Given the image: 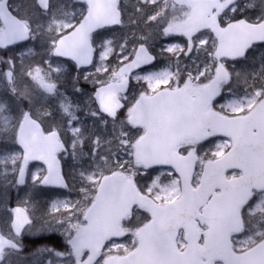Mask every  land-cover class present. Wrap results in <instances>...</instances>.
I'll list each match as a JSON object with an SVG mask.
<instances>
[{"label": "snow or ice", "instance_id": "6c2138e0", "mask_svg": "<svg viewBox=\"0 0 264 264\" xmlns=\"http://www.w3.org/2000/svg\"><path fill=\"white\" fill-rule=\"evenodd\" d=\"M0 66V177L81 194L6 208L0 264H264V0H0Z\"/></svg>", "mask_w": 264, "mask_h": 264}, {"label": "rangeland", "instance_id": "374dc122", "mask_svg": "<svg viewBox=\"0 0 264 264\" xmlns=\"http://www.w3.org/2000/svg\"><path fill=\"white\" fill-rule=\"evenodd\" d=\"M122 3L127 4L128 5V11L131 12L133 10V5L136 4V0H122ZM120 34H121L120 32H117L116 36L119 37ZM29 47H31V45H29ZM21 51L27 52V48L21 49ZM37 51H41V50H37ZM17 55H19V53H17ZM31 62L32 63H39V64L43 63L41 56H37L35 58V60H32ZM0 67H2V66H0ZM65 68L67 69L68 65H65ZM77 76H78V73L72 72L71 73V82H70V77L68 75V72L66 71L65 74L61 77V79L57 80L56 83L60 87L62 92H66V93L71 94L72 92L75 91L73 89V84L77 83L76 82V77ZM25 83H31V82L30 81H25ZM78 83L82 84L85 87H88V92L82 90V91H80V93L77 94V96L75 98L78 101H87L88 100V95H90L89 91H90V89L92 90L93 85L91 83H89V82H86V81L82 80V79H80ZM89 124H91L90 121H89ZM65 164L67 165V170L69 169V166H71V171H73L74 173L76 171H78V169L75 167V164H76L75 161L68 159V160L65 161ZM5 189H7V205L5 207L3 204H0V209H2V211H0V215H1V218L3 219L4 223L7 224L9 213L6 210V208L10 209L9 203L11 201L12 202L16 201L17 203H19L21 200L26 198V195L28 193L27 191L29 189H31L30 181H29V184L25 185V188H20L19 189V187H14L13 186V182H12V178L11 177L8 178L7 182H5L2 177H0V193H3L5 191ZM13 189L16 190V193H15L16 196L14 197L15 198L14 200H11L10 197H12V195H13V193L11 191ZM73 192L75 193L74 197H72L71 194H69V195H65L64 197L57 198L53 202L58 201V200H65V199H71V200L80 199L81 194L79 193L78 189L73 190ZM8 194H10V195H8ZM32 204L34 206L33 210L37 211L38 215L47 216V214L51 210V206L49 208H43V207L41 208L38 205V202L36 200L35 201L32 200ZM53 214L54 215H59V213H53ZM35 252H36L35 249L32 250V253H31V251H29V254L31 255V259L28 260V261H27L26 257L23 258V257L19 256L17 258V260H20V262L18 264H23L24 262H26L25 264H36L37 260L42 261L43 264H46L47 260L53 259V257L47 256V254L42 255V256H37V255H35ZM26 253H28V251H26ZM13 258H14V256L10 257L9 260H11Z\"/></svg>", "mask_w": 264, "mask_h": 264}, {"label": "trees", "instance_id": "16d2710c", "mask_svg": "<svg viewBox=\"0 0 264 264\" xmlns=\"http://www.w3.org/2000/svg\"><path fill=\"white\" fill-rule=\"evenodd\" d=\"M75 189H78V186L76 187V188H74V190ZM12 193H13V195H12V198H11V200H14L15 198H14V196L16 195L15 193H16V190L15 189H13L12 191H11ZM31 193H32V198H31V200H33V201H37L38 202V205L42 208H49L51 205H52V203H53V201L54 200H56L57 199V196L59 195V193L57 192V191H54V190H50V189H48V188H39V189H35V190H31ZM70 194H72L71 196L72 197H74V195H75V193L74 192H72V193H70ZM65 195L63 194V195H61V196H59L58 198H60V197H64ZM12 202V201H11ZM14 202V201H13ZM12 202V203H13ZM11 203V204H12ZM29 247H28V250H34V249H36V247L38 246V245H34L33 243H31V241H30V243H29V245H28ZM61 250H63V249H61Z\"/></svg>", "mask_w": 264, "mask_h": 264}, {"label": "flooded vegetation", "instance_id": "af4514ba", "mask_svg": "<svg viewBox=\"0 0 264 264\" xmlns=\"http://www.w3.org/2000/svg\"><path fill=\"white\" fill-rule=\"evenodd\" d=\"M165 42L167 43V42H169V41L166 40ZM172 42H177V43H181V44H182V43H183V38H182V37H177V38H176L174 41H172ZM153 43H155V44L158 45V44L160 43V41L157 40V41H154ZM157 50H158V49H157ZM161 59L163 60L164 58H161ZM160 67H161V68L165 67V63L162 62V63L160 64Z\"/></svg>", "mask_w": 264, "mask_h": 264}, {"label": "water", "instance_id": "95a60500", "mask_svg": "<svg viewBox=\"0 0 264 264\" xmlns=\"http://www.w3.org/2000/svg\"><path fill=\"white\" fill-rule=\"evenodd\" d=\"M0 228H1V222H0Z\"/></svg>", "mask_w": 264, "mask_h": 264}]
</instances>
